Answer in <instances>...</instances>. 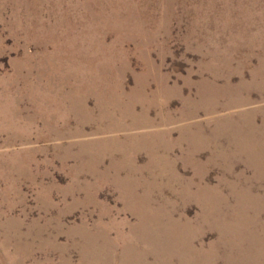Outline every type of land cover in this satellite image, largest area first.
<instances>
[{
	"label": "rangeland",
	"instance_id": "rangeland-1",
	"mask_svg": "<svg viewBox=\"0 0 264 264\" xmlns=\"http://www.w3.org/2000/svg\"><path fill=\"white\" fill-rule=\"evenodd\" d=\"M0 264H264V0H0Z\"/></svg>",
	"mask_w": 264,
	"mask_h": 264
}]
</instances>
